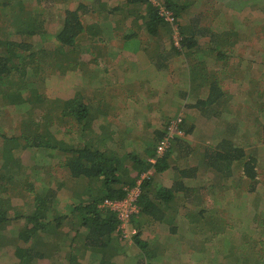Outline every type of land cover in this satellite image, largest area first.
Returning <instances> with one entry per match:
<instances>
[{"label": "trees", "instance_id": "16d2710c", "mask_svg": "<svg viewBox=\"0 0 264 264\" xmlns=\"http://www.w3.org/2000/svg\"><path fill=\"white\" fill-rule=\"evenodd\" d=\"M36 1L37 7L29 8L24 6L23 0H0V160L3 161L0 177L10 176L15 181L24 182L26 191L33 195L30 206H27L29 209L22 210L26 205L22 209L16 205L11 207L3 201H8L9 197L0 191V262H3V256L11 254L12 260L8 258L3 263L83 264L85 256H90L87 264H115L111 253L114 238L120 240L123 233L117 213L106 207L104 202L125 199L127 191L136 187L140 175L152 170L153 174L138 187L139 194L134 201L138 213L130 217L136 232L129 244L137 255L130 262L167 264L168 259L157 258V251L154 253L155 249H150L151 242L162 234L164 229L161 227L172 224L175 215L182 209L192 213L187 222V230L194 234L193 240L188 243L191 251L195 253L197 240L207 238L214 255H222L218 264H239L241 254L238 253L242 245L257 247V244L247 230L230 226L222 216L213 215L212 207L214 201L218 203L221 193L233 189V178L249 180L248 193L259 181L257 170L261 160L254 150L246 151L242 145L253 135L254 123L249 127L247 125L245 130L241 121L232 123L218 118L222 132L211 138L205 137L198 143L185 138L193 134V125L197 120L194 117L185 118L180 112L167 122L164 130L150 138L149 148L146 144L148 150L145 154L150 158L156 156L157 145L167 134L168 127L179 120L176 131L181 134L173 136L169 149L156 160L155 165L143 160L144 154L137 150L108 149L109 136L87 134L93 121L92 103H85V99L81 98L52 103L48 100L50 95L46 97L45 89L51 93L54 84L60 91L54 79L57 75L63 79L65 75L63 58L74 57L79 46L77 41L86 32L83 26V19L88 15L85 5L79 3L73 9L63 8L59 26L52 34L47 32L45 14L53 4L64 0ZM102 1L94 0V3ZM126 1L144 5L148 33L165 29L170 35L172 48L178 53H185L186 58L199 48L206 33L211 34L208 46L220 66L211 81L200 86L206 97L196 101L194 107L206 120L209 114L220 116L230 113L224 98L233 99L235 96L229 94L222 79L232 78L241 82L236 79L244 78L252 65L258 63V66H264V53H254L257 55L255 62L246 60L245 65L241 62L246 58L234 48L239 41L243 43L241 48L247 47L252 39L264 46V3L238 0L235 5L246 7L237 10L232 5L233 11L226 8L223 14L228 21L220 33L214 34L209 23L202 25L204 14L185 27L180 18L187 7L178 5L174 0H156L155 4L149 0ZM159 8L172 13L174 25L165 21ZM255 8L260 19L252 23L253 16L249 11ZM219 15L214 12L210 16L215 21ZM239 16L245 18L232 20V17ZM234 22L239 24V30L234 29ZM251 24L254 26L250 27ZM175 32L181 39L178 48L172 41ZM45 43H51V49L47 50ZM74 63L77 64V61ZM193 89L192 85L185 96L189 97ZM193 97L199 96L195 94ZM256 102L259 103V100L256 99ZM224 105L226 108L222 110ZM54 111H61L57 121L52 118ZM51 127H56L54 133L49 130ZM173 152L176 153L175 160H170ZM40 154L51 157V161L58 162L57 165L51 168L49 163L41 165L38 161ZM57 170L68 174L71 179L67 194L63 184L53 182ZM157 178L163 183L154 193ZM213 198L216 199L213 201ZM204 205L210 210H206ZM193 214H196L194 220L191 219ZM260 219L259 225L264 227V213ZM228 229L239 235L241 240L238 243H234ZM148 231L147 238L143 239ZM173 232L170 227L168 233ZM256 239L260 245L264 242ZM163 248L169 250V247ZM199 250L202 252V248ZM229 257L233 258L231 263ZM257 264H264V261L258 260Z\"/></svg>", "mask_w": 264, "mask_h": 264}, {"label": "crops", "instance_id": "0c3cea01", "mask_svg": "<svg viewBox=\"0 0 264 264\" xmlns=\"http://www.w3.org/2000/svg\"><path fill=\"white\" fill-rule=\"evenodd\" d=\"M66 1H61L60 5H58L59 3L52 5V7L56 5V14L53 15L55 17L53 20L58 23L59 15L63 9L62 6L70 8L67 6L69 3ZM195 1L210 6L207 0H174L178 5L187 7L180 20L185 27L191 20L200 19L202 14L204 16L201 23L214 13L211 9H200L203 6L198 8V3ZM211 1H217L218 4H221L223 11L230 7L229 4L234 5V0ZM75 2H77V5L79 3L85 5L84 9L88 15L85 17L86 19H83V26L86 28V32L82 34V39L77 41L79 46L73 54L74 57L63 58L65 75L63 79L60 75H57L54 79L55 83L58 82L61 92L54 87L55 84L52 85L49 99L54 103L81 98L85 99L83 100L85 103H92L91 118L93 121L90 132H87V134L109 136L111 140L108 141V149L137 150L144 154L142 159L148 161L150 157L145 154V151L148 150L151 144L150 138L158 131L164 130L167 122L178 113L181 112L185 118L194 117L197 122L199 121V130L203 132L212 131L218 118L222 119L226 116L225 114L220 116L209 114V119L206 120L199 116L198 110L194 107L196 101L203 100L206 97V92L202 91L200 86L211 81L212 75L216 74L220 66V63L213 59L209 44L200 41L199 48L194 50L192 56L186 58L185 53H178L172 48L170 35L165 29L162 31L155 30L153 34L148 33L146 26L148 20L145 19L146 10L144 5L130 3L126 0H104L99 3H94V0ZM94 9L96 12L88 13L89 10ZM216 13H220V11ZM75 60L77 64L74 63ZM190 72H192V75H190ZM192 85L194 87L193 93L189 97L185 96ZM195 94L199 97H193ZM225 97L230 112L233 111L232 106L238 108L246 105L245 100L241 97H239L241 98L240 101L235 96L237 99L236 105L232 103L231 98ZM225 108L224 105L222 110H225ZM54 112L52 118L57 121L61 116V111ZM190 123L191 121L188 122V124ZM193 127L194 134L198 128L197 123H194ZM192 135L185 136V138L191 140ZM140 143L143 146L137 147ZM146 144H148V148ZM244 149L247 151L246 147ZM54 162L56 166L58 162L55 160ZM62 176H65L66 183H68L69 175L64 173ZM8 178V176L0 177V181L5 182L4 180ZM242 179L245 182L247 181L245 178ZM11 182L14 183V181L7 180V184ZM154 182L157 183L154 193H157V189L160 187L159 184L162 181L157 178ZM232 182L234 184L233 189H230L231 191L228 193L226 191L221 193L218 203L214 201L216 198H213L212 209L222 210L221 208L229 207L228 205L239 207L240 201L241 210H252V212H248L247 220L242 221L241 226L236 225V228L247 230L251 239L255 241L257 240L256 237L264 241V227L259 225L260 218L264 213V189L259 186V181H257L253 184V191L248 193L251 183L249 182L239 197L237 188L240 187L242 182H238L236 178H233ZM70 186L66 185L64 191H67ZM28 195L31 199L33 198L31 193L28 192ZM216 195L218 196V194ZM255 202H257V207L263 204L262 208L254 210L253 203ZM190 205H193V203ZM204 206L206 210H210L208 206ZM229 209L235 210L232 207H229ZM181 210L175 217L180 220L181 217L185 216L188 222L192 213L188 210L181 212ZM195 216L196 214H193L191 219L194 220ZM178 221H175L174 218L172 224L161 227L164 230L157 239H165V247H168L167 243L171 240L175 244L178 239L177 233L180 228H176V225L173 226ZM228 224L234 226L229 222ZM182 226L187 230V225L183 224ZM170 227L174 229L171 234L168 233ZM148 229L150 228L148 227ZM236 235L235 238H239V235ZM116 238H114L113 245ZM235 238L234 243L236 242ZM240 240L239 238L237 243ZM151 244L150 249H155L154 253L161 247L157 243L151 242ZM259 245L257 243V248L251 247L250 244L242 245V250L238 253L241 254L240 260L251 261L254 264H257L258 260L264 261V256H262L264 254L263 251H259ZM170 251L172 250L170 249ZM166 257L163 258L166 260ZM246 257L251 258V260ZM228 259L230 263L233 260L231 257Z\"/></svg>", "mask_w": 264, "mask_h": 264}, {"label": "rangeland", "instance_id": "374dc122", "mask_svg": "<svg viewBox=\"0 0 264 264\" xmlns=\"http://www.w3.org/2000/svg\"><path fill=\"white\" fill-rule=\"evenodd\" d=\"M75 1H81V0H67L66 2L69 3L70 9L75 8L77 6V2ZM208 1V5L210 6H206L205 4L202 3H198V1H195L198 3V8L200 6V9L204 10V9H211L210 7L212 6L213 8L211 9L213 12H217L220 11V15L219 18H217V20L215 21H211V16L209 15L208 19H206L202 24L206 25L209 23V25L211 26L212 32L214 34H218L220 33V31L223 28V25L227 20V16L225 14H223V8L221 7V4H218V2H213L211 0H207ZM238 0H234V8L237 10H240L246 6H241L240 4L235 5V3H237ZM240 1H244V0H240ZM257 2H263L264 0H256ZM36 0H23L24 6H27L29 8H36L37 4H36ZM60 5V4H58ZM229 10L233 11V6H231L232 4H229ZM42 6H46L45 4H42ZM64 8V10L66 9L64 7V5L62 6ZM56 5L54 7H50V12L48 14H45L46 17V21H47V32L48 33H53V31L55 32V30L57 29V27L59 26L58 22L55 19V17L53 16L54 14H56ZM249 14L252 15L253 17L251 18V22L252 23H257V18L260 19L259 17V12L258 9L255 8L253 11H249ZM60 16V15H59ZM60 18V17H59ZM192 18V17H189ZM243 18H245L244 16H239V17H232V20H238L241 21ZM181 20V18H180ZM60 21V20H59ZM210 21V22H209ZM182 22V21H181ZM183 24V23H182ZM239 24L237 23H233V27L234 29H238ZM254 26V24H251L250 27ZM239 30V29H238ZM248 35H250V32L247 33ZM211 34L206 33L205 34V38L203 37L201 42H205L206 44H209V40H208V36H210ZM214 37V35H212ZM207 37V39H206ZM250 38H247V40H249ZM35 40V39H34ZM36 40L38 41V38H36ZM218 43V42H217ZM243 43L241 41H239L238 43H236L234 45L235 50L237 49L238 52H240V55H243L244 59L241 63L244 62V64H247L246 60H250L255 62V57L257 55L256 54H261L264 53V46L260 45L258 41H254L253 39L251 40V43L249 45H247V47L241 48L240 45H242ZM47 50L51 49L52 44L51 43H45L44 45ZM253 54V55H251ZM240 69L243 70L244 67L242 65H240ZM222 80H224V84L227 87L228 91L230 94H232L233 96H236V98H238V100L241 101V98L243 100H245L246 105L244 106H239L238 108H236L235 106H232V110L230 113H227L226 116H224L222 119L225 120H229L232 123H237V122H242L244 125V129L247 130L249 127V124L254 123V127L252 129V131L254 132L253 135H251V137H249L247 140L245 139L244 141H246V143H242L243 147L247 148V151L250 150H254V153L257 155L258 158H260L261 162L259 164L258 167V180H259V186L264 189V110L260 111L261 109H264V66H258L254 64L252 65V68L250 70H248V73L244 76V78H239L236 80H241V82L239 81H234L232 78H223ZM228 81V82H227ZM258 81V82H256ZM47 86V84H45ZM44 85V86H45ZM46 90V97H48L49 95V90ZM241 97V98H239ZM232 99V103L234 105H236L237 103V99ZM256 99L259 100V103L256 102ZM50 102V99H48ZM257 103V104H256ZM262 105H261V104ZM245 104V103H244ZM248 107L247 112H245V109ZM251 107V111H249V108ZM40 113V112H38ZM41 115V113H40ZM241 115H243V118H241ZM217 120V119H216ZM220 119L217 120L214 126V129L212 131H200L199 127V121L197 122V130L196 132L191 136L190 139L195 140L196 142H201L202 140H205L204 138L206 137H210L212 135H216L217 133L220 134L223 130V127L221 126V123L218 122ZM248 125V127H247ZM59 126V125H58ZM56 129V127H51L49 128V130L51 132L54 133V130ZM58 130V129H57ZM61 131H63V127L61 128ZM139 137V136H138ZM202 139V140H201ZM219 139V138H218ZM216 141V140H214ZM143 145L140 143L137 145V147H142ZM175 154L173 152L172 157L170 158V160H175ZM49 157V156H48ZM39 163L41 165L43 164H47L49 163L50 168L52 166H55V162L54 160L51 161V157L47 158V156L40 154L39 155V159H38ZM179 165L181 166V164L179 163ZM3 166V161L0 160V167ZM58 172L56 173L57 177L55 178L56 181L60 180L58 184H63L64 186L66 185H71L70 184V178H68L66 183V179L65 176H58V175H63L62 171L57 170ZM55 172V171H54ZM53 172V173H54ZM239 181L242 182V184H240V187L237 188L238 192H239V197L241 196L240 194L246 189L247 184H249V180H247L245 182V180H241V178H236ZM7 180L10 181H14V183H9L7 184ZM4 180L5 182H1L0 181V191L3 193L4 196L9 197L6 200H3L5 203L10 204L11 207H16V206H21V209L24 208V206L26 205V208L22 209V210H28L29 207L27 208V206H30L31 204V197L30 195H28V192L26 191V185L24 182H18L15 181L14 178H11L9 176V179ZM18 180V179H16ZM56 181L53 180V182L56 184ZM3 184V186H2ZM13 184V185H12ZM66 184V185H65ZM19 189H18V188ZM227 191V190H226ZM231 191V190H230ZM68 191L65 193L67 194ZM229 203V202H228ZM4 204V203H3ZM254 204V210H259L260 208H262L263 204L260 205L259 207H257V202L253 203ZM16 205V206H13ZM229 207L234 208L235 210H230L229 207H225V208H221L222 210H211L210 213H212L213 211V215L217 214L219 216H222L223 218H225V220L227 221V223H231L232 225L236 226H241V222L242 221H246L247 220V213L248 212H252V210H241L240 209V201H239V207H234L233 205H228ZM14 211H18V210H14ZM185 211V210H181ZM185 213V212H184ZM179 218L175 217V221H178ZM176 224H174L173 226L176 225V228H180L179 232L177 233L178 235V239L176 240L175 244H173V242H168L167 246L169 247V251H165L164 247V243L166 242V240H159L156 239L153 241V243H157L159 246L157 249V252L159 254V256H157V258H162L166 257L169 261H166L167 264H218V262L221 260V256L222 255H214L213 250L211 248V242L207 240V238H202L199 239L195 242V253L193 251H191L192 249L189 248V241L193 240V233L189 230H186L184 226H182L183 224L187 225V219L185 216L181 217L180 220L177 222H175ZM252 226V225H249ZM129 228L132 229L134 232H136V229H134V225H131V222L129 223ZM240 228V227H239ZM229 233L231 234V231L228 230ZM123 233L124 236L120 239L122 242H119L120 240H118L117 238L115 239L116 242L113 246V250H111V253L113 255L112 261L115 264H124L128 263V264H132L130 261L135 260V258L137 257L135 250L132 248V245L129 244L130 243V239H131V234H129L126 232V230L123 229ZM149 231L147 232V234H145V237L143 239L147 238ZM135 234V233H134ZM133 234V235H134ZM128 236V237H127ZM236 234L232 233V240H234V238L236 237ZM236 242L239 238H235ZM118 240V241H117ZM123 240H128V241H123ZM256 244L258 243L257 240L253 241ZM174 245V248L172 249ZM264 242L259 245V251H263L264 254ZM199 248H202V252H200ZM257 248V247H256ZM170 249L172 251H170ZM228 251H232V249H229ZM168 254H174V255H168ZM171 256V257H170ZM264 256V255H262ZM11 258V254H7L6 256H3L1 261L5 262L7 259ZM249 260H251V258L246 257ZM91 259V257H87L85 256V258L82 260L83 264H87V262H89V260ZM12 260V259H10ZM3 262H0L2 264H5ZM97 264V263H95ZM160 264H164V263H160ZM239 264H254V262L251 261H241L239 262Z\"/></svg>", "mask_w": 264, "mask_h": 264}, {"label": "built area", "instance_id": "2783aa9c", "mask_svg": "<svg viewBox=\"0 0 264 264\" xmlns=\"http://www.w3.org/2000/svg\"><path fill=\"white\" fill-rule=\"evenodd\" d=\"M152 4H155L156 0H149ZM159 12L162 17H164L165 21L169 23H173L174 25V17L172 16V13L167 12L163 8H159ZM180 37L177 32L174 33L172 41L173 45L176 46L177 48L180 46ZM179 122H173L169 127H168V132L167 134L163 137V139L158 143L155 154L156 156L150 158L148 160L149 164L155 165L156 160L158 158H161L164 153L169 149L170 147V140L173 138L175 134L180 135L176 131V124ZM153 174L152 170H148L146 172H143L139 179H137V184L136 187L131 188L130 190L127 191V197L121 201H111V200H106L104 202V205L111 209L112 211H115L117 213L118 219L120 221V228L126 230V232L129 234L133 235L135 232L129 228V223L131 220V216L135 215L138 213V208L134 205V201L136 200V197L139 194V189L138 187L140 184H142L143 180L148 178ZM124 236V233H123ZM127 236V237H128Z\"/></svg>", "mask_w": 264, "mask_h": 264}]
</instances>
